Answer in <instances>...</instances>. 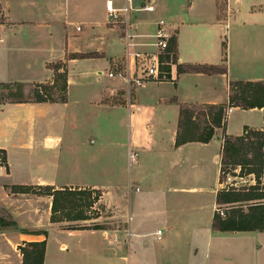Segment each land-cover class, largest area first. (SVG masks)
I'll return each mask as SVG.
<instances>
[{"label": "crops", "instance_id": "crops-1", "mask_svg": "<svg viewBox=\"0 0 264 264\" xmlns=\"http://www.w3.org/2000/svg\"><path fill=\"white\" fill-rule=\"evenodd\" d=\"M107 1L126 5L0 0V84L52 83L57 62L66 72L63 101L0 102V207L18 223L1 227V242L18 264V247L41 240L43 264H264V229L221 231L214 220L217 196L229 189L221 180L224 138L261 129L262 108L228 106L209 141L176 144L182 107L226 104L231 81L264 84V0H154L150 11L140 9L147 0H130L131 49L156 52L164 20L177 64L168 79L128 87L115 74L126 67L125 45ZM129 149L137 152L132 162ZM13 185L100 190L120 224L52 222L49 195L39 223L32 205L16 202H32V194L13 193ZM8 258L0 248V264Z\"/></svg>", "mask_w": 264, "mask_h": 264}, {"label": "trees", "instance_id": "trees-1", "mask_svg": "<svg viewBox=\"0 0 264 264\" xmlns=\"http://www.w3.org/2000/svg\"><path fill=\"white\" fill-rule=\"evenodd\" d=\"M170 52H173L171 57ZM176 59V39L170 38L169 47L164 54L160 56L161 77L170 78V65L169 62ZM52 67L55 69V77L52 83H36L35 89L32 91L35 102L45 101H63L66 94V72L58 71L62 67L61 63L54 64ZM204 70H220L216 67L209 66L204 67ZM59 85V87H58ZM2 88L10 89L15 87L16 92L9 91L7 95L9 97L20 94L21 87H24L21 83H7L0 84ZM31 86V87H32ZM58 87L60 94L54 98L52 90ZM31 87L28 89L30 91ZM7 96V97H8ZM4 101H27L21 98L15 100ZM2 102V101H0ZM228 106H238L244 109L247 108H262L264 114V84L260 81H231L229 83V95L228 102L226 104H206L194 107L184 106L180 110L179 120V133L177 136L176 144H182L187 141L197 140L207 142L214 134V129L221 127L224 120L225 109ZM195 107H202L205 111L204 125L200 126L196 122ZM244 151L245 159L239 157ZM222 166L226 160L231 162L240 168V175L245 173L246 175L252 174L255 179L253 185L246 188H230L228 191H222L217 196V204L222 205L225 203L232 204L231 207L226 208L224 216L218 215L215 212V227L221 231H233V230H254L264 229V187L261 185V176L264 172V121L261 129H252L247 126L243 129V134L236 137L226 136L223 141L222 151ZM221 166V174H222ZM246 166L248 168H246ZM245 170V171H244ZM13 193H35L45 194L51 196V216L52 222L62 221H77L87 220L91 217L83 215L82 213L72 214L69 217H57V213L61 210H67L69 208L82 207L83 205L92 206L91 202L86 201V198L92 196L93 201H97L100 193L95 189H69L61 188L56 189L51 186H21L13 185L10 187ZM94 194V195H92ZM250 200H257V202H251ZM245 207V208H244ZM96 218V217H93ZM68 228L72 229H84L89 228L84 225H69ZM93 229H101V225L94 224L91 226ZM41 234L46 235V231H42ZM22 255V264H43L45 240L26 242L24 246L18 247Z\"/></svg>", "mask_w": 264, "mask_h": 264}, {"label": "rangeland", "instance_id": "rangeland-1", "mask_svg": "<svg viewBox=\"0 0 264 264\" xmlns=\"http://www.w3.org/2000/svg\"><path fill=\"white\" fill-rule=\"evenodd\" d=\"M115 20H118V21H115ZM115 20L113 22H116L117 24H115L117 26V34L118 36H122L126 33L127 31V24L125 22V18L124 16H122L121 18H115ZM4 22V16H3V7H2V4L0 3V24H2ZM86 54H91V53H88L86 52ZM59 62L55 63L58 64ZM53 64V63H52ZM54 65V64H53ZM65 67V66H64ZM164 77H161L159 79H163ZM59 87V85H58ZM58 87L55 86V88L52 90V95L54 98H56L60 92L58 90ZM28 87L24 86V87H21V92L20 94L16 95V96H12V97H9L7 95V93L9 91H12V92H16V88L13 87V88H10V89H6V88H2L0 86V101H4V100H15L17 98H21L23 100H34V96L32 95V91L35 89V86H32L30 91H28ZM8 96V97H7ZM195 118H196V122L200 125V126H203L204 125V121H206L205 119V116H204V109L202 107H195ZM242 157V159L246 158L245 157V153L244 151L242 152V154L239 155L238 159ZM4 161V156H3V153L0 151V164L3 163ZM246 168H248L246 166ZM222 174H221V180L224 182L223 185L224 187H228L229 189L230 188H233V187H238L240 188L241 185H243L244 187L248 186L249 184V181L248 178H251L253 179V181L255 182V179H254V176H250V175H246L245 173L242 174L243 176V180H240L239 176H240V168L234 164H231V162H229L228 160H226L225 164H223L222 166ZM245 171V170H244ZM235 177V178H234ZM246 180V181H245ZM262 181V180H261ZM260 187H264V184H261ZM87 190H89L88 188H86ZM98 192L100 193V196L98 198L97 201H93V198L92 196L89 197V198H86L85 200L88 201V202H91V204H93L92 206H89V205H83L82 207H77V208H69L67 210H61L60 212H58L56 215L57 217H63V216H66V217H69L70 215L72 214H76V213H82L83 215H87L89 217H98L96 220H92L93 222L91 221H82V220H79V221H76L74 222L75 224H78V225H83V224H87V223H90L91 224H95V223H98L99 225H101V227L103 228H109V227H113V226H117L118 224H120L119 222H115L116 219H113L111 217V215H109L111 213V206H109L108 208H106V201H107V195H103L101 196L103 193H101L100 190H98ZM32 195L29 196V197H32V202H31V198L28 199V200H16L17 204L19 206H21V204H27L28 206L32 205L33 206V212H34V215H37L38 220H39V223L43 222L44 221V215H45V207H44V199H45V194H35V193H31ZM10 195V193H9ZM94 195V194H92ZM11 200V199H10ZM14 203V200H11V205ZM217 207H221L223 210H224V214H225V211H230L229 209L226 210L225 208H228V207H231L232 204H222V205H216ZM21 207H18V209H20ZM119 210V206H117V208L115 209L114 212L118 211ZM17 215V218L20 220V222L22 223H25L26 225L29 224V221L32 220L31 216L27 215L26 216V213L25 211L24 212H21L20 211H17L16 213ZM220 215V214H218ZM221 216V215H220ZM224 216V215H223ZM36 217V216H35ZM35 217H34V220H35ZM222 217V216H221ZM97 221V222H95ZM17 226H18V223L14 220L13 216L8 213V211H6L5 208L3 207H0V229L1 227H8V228H15L17 229ZM43 230H35L34 232H42ZM1 237H0V248L2 250H5L6 253H8L9 255V258H8V261H2L3 263H7V264H18L17 263V260L10 254V252L8 251V247L6 245L5 242H1ZM24 246V245H23Z\"/></svg>", "mask_w": 264, "mask_h": 264}, {"label": "built area", "instance_id": "built-area-1", "mask_svg": "<svg viewBox=\"0 0 264 264\" xmlns=\"http://www.w3.org/2000/svg\"><path fill=\"white\" fill-rule=\"evenodd\" d=\"M154 0H147L140 9L150 11L153 8ZM130 0H126V5L123 8H115L111 1H107L106 9L108 12L109 18H117L119 16V12L124 16L125 22L127 24V31L124 35L121 36V40L125 45V58H126V67L118 68L115 71V74L123 78L127 87L131 84H140L141 81L145 79H155L158 80L161 75L160 65L162 62L160 61V56L166 52L169 47L170 34L167 32L164 27V20L158 21V29L154 35L155 42L152 43L157 47L156 52H143L132 50L131 46H133L132 38L133 35L130 32V22H129V10ZM171 57H173V52H170ZM171 58L169 65L170 68L176 66L177 58L174 61ZM109 76L114 75L113 72L108 73ZM229 108H227L228 110ZM128 158L129 161L132 162L137 158V152L133 149L128 150ZM215 212L224 215V210L221 207H215ZM160 232V231H158Z\"/></svg>", "mask_w": 264, "mask_h": 264}]
</instances>
